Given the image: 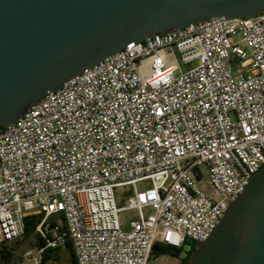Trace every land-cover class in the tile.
I'll return each instance as SVG.
<instances>
[{
  "label": "built area",
  "instance_id": "2783aa9c",
  "mask_svg": "<svg viewBox=\"0 0 264 264\" xmlns=\"http://www.w3.org/2000/svg\"><path fill=\"white\" fill-rule=\"evenodd\" d=\"M263 167L264 11L211 17L128 44L0 129V244L42 215L22 264H62L46 251L68 242L76 264H149L157 242L206 241Z\"/></svg>",
  "mask_w": 264,
  "mask_h": 264
},
{
  "label": "water",
  "instance_id": "95a60500",
  "mask_svg": "<svg viewBox=\"0 0 264 264\" xmlns=\"http://www.w3.org/2000/svg\"><path fill=\"white\" fill-rule=\"evenodd\" d=\"M264 0H0V127L132 42ZM187 264H264V167Z\"/></svg>",
  "mask_w": 264,
  "mask_h": 264
},
{
  "label": "trees",
  "instance_id": "16d2710c",
  "mask_svg": "<svg viewBox=\"0 0 264 264\" xmlns=\"http://www.w3.org/2000/svg\"><path fill=\"white\" fill-rule=\"evenodd\" d=\"M0 129H3V127H0ZM42 217H43L42 215H29L24 218L25 232L23 237L25 238L35 237L36 244H40V243L42 244V240L35 233L36 227L40 223ZM186 245L190 247V250L187 252V257L182 261V264H187L191 260L193 253L197 248V244L192 242H187ZM67 251L71 255L72 264H76V259L74 256L73 249L71 248L70 242H68ZM180 254H181V250H175L166 246L161 242H157L153 247L152 258H158L160 256H166V255L172 257H179ZM13 256L14 254L11 248L6 246L0 248V264H11L13 260ZM46 257L61 259V255L59 251L58 250L53 251L51 249H48L46 251Z\"/></svg>",
  "mask_w": 264,
  "mask_h": 264
},
{
  "label": "rangeland",
  "instance_id": "374dc122",
  "mask_svg": "<svg viewBox=\"0 0 264 264\" xmlns=\"http://www.w3.org/2000/svg\"><path fill=\"white\" fill-rule=\"evenodd\" d=\"M176 58L178 63L180 64L181 68L183 71H188L192 69L195 65L190 63V64H184L181 60L180 55L176 52ZM132 192H127L125 195L129 196L131 195ZM130 214H125L126 217H128ZM36 245V238L35 237H30V238H25L22 237L17 241L11 242L9 244H0L1 247H9L13 250V260L11 264H22L23 263V253L29 249L33 248ZM190 250L189 246H186L183 248L181 251V254H187V252ZM61 261L62 264H72L71 261V255L67 251V249H61ZM149 264H181L180 258H172V256H160L158 258H152V260L149 262Z\"/></svg>",
  "mask_w": 264,
  "mask_h": 264
},
{
  "label": "flooded vegetation",
  "instance_id": "af4514ba",
  "mask_svg": "<svg viewBox=\"0 0 264 264\" xmlns=\"http://www.w3.org/2000/svg\"><path fill=\"white\" fill-rule=\"evenodd\" d=\"M187 257V254L183 257L180 258V261H181V264H182V261ZM172 258H175V257H172ZM179 259V258H178Z\"/></svg>",
  "mask_w": 264,
  "mask_h": 264
}]
</instances>
